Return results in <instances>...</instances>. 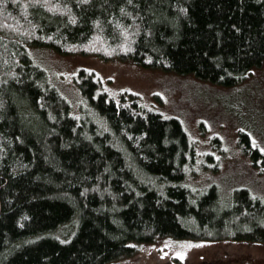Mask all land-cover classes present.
<instances>
[{
	"label": "trees",
	"instance_id": "1",
	"mask_svg": "<svg viewBox=\"0 0 264 264\" xmlns=\"http://www.w3.org/2000/svg\"><path fill=\"white\" fill-rule=\"evenodd\" d=\"M31 45L233 86L264 64V0H0V264H107L166 236L264 242L249 189L221 202L185 184L197 151L178 118L116 101L86 68L74 82L95 117L77 118ZM239 143L263 173L264 151Z\"/></svg>",
	"mask_w": 264,
	"mask_h": 264
},
{
	"label": "rangeland",
	"instance_id": "2",
	"mask_svg": "<svg viewBox=\"0 0 264 264\" xmlns=\"http://www.w3.org/2000/svg\"><path fill=\"white\" fill-rule=\"evenodd\" d=\"M27 49L46 70L49 82L69 101L77 118L83 113L94 116L74 82L81 68L95 71L104 90L116 101L123 92H131L147 109L178 118L197 151V163L186 169L185 184L193 192H205L216 185L221 202L242 187L255 197L264 196V172H258L239 143L243 131L253 146L264 149V64L253 67L238 84L224 86L199 80L193 74L146 68L130 60L64 55L43 46ZM214 163L218 169L213 168ZM73 224L68 231L64 226L55 234L70 236ZM137 245L133 254L107 264H264L263 241L166 236Z\"/></svg>",
	"mask_w": 264,
	"mask_h": 264
},
{
	"label": "snow or ice",
	"instance_id": "3",
	"mask_svg": "<svg viewBox=\"0 0 264 264\" xmlns=\"http://www.w3.org/2000/svg\"><path fill=\"white\" fill-rule=\"evenodd\" d=\"M45 6L47 7L48 5H45ZM261 151H264V149H261ZM260 199H261L262 201H264V196L260 197Z\"/></svg>",
	"mask_w": 264,
	"mask_h": 264
}]
</instances>
